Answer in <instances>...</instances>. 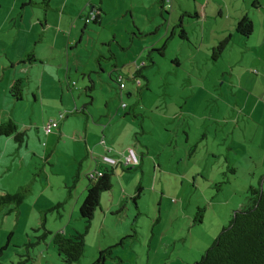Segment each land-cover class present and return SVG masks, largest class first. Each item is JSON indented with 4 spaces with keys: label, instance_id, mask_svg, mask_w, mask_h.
I'll return each mask as SVG.
<instances>
[{
    "label": "rangeland",
    "instance_id": "1",
    "mask_svg": "<svg viewBox=\"0 0 264 264\" xmlns=\"http://www.w3.org/2000/svg\"><path fill=\"white\" fill-rule=\"evenodd\" d=\"M71 1L75 15L46 28L40 10H22L18 1L9 16L15 0H0V24L8 14L0 27V124L11 119L25 132L20 147L13 136H0V195L31 183L16 211H0V264L25 256L28 264H63L50 235L26 244L43 233V216L49 232L84 233L79 207L86 175L103 148L123 154L128 147L142 153L140 166L116 169L75 264H92L108 247L112 257L104 264H193L246 205L249 187L264 189V107L244 111L255 98L264 104V0H165L164 11L156 0H103L99 25H85L87 0ZM253 2L261 10L250 12ZM179 7L195 8L200 17H184ZM244 15L254 23L249 38L234 31ZM179 19L185 40L179 28L170 37ZM229 34L214 60L213 48ZM27 44L39 62L13 65ZM152 49L162 55L151 51L150 64ZM110 54L115 60L96 62ZM142 61L148 83L137 92L131 75ZM115 76H123L121 94ZM18 79L20 101L9 93ZM228 103L238 114L232 116ZM135 105L142 122L125 116ZM49 121L64 133L46 136ZM197 209H204L201 223H194Z\"/></svg>",
    "mask_w": 264,
    "mask_h": 264
},
{
    "label": "trees",
    "instance_id": "2",
    "mask_svg": "<svg viewBox=\"0 0 264 264\" xmlns=\"http://www.w3.org/2000/svg\"><path fill=\"white\" fill-rule=\"evenodd\" d=\"M50 0H41L38 2L43 9L49 8ZM161 5V11L163 9V0L158 1ZM260 7L257 2H253L250 5V10L255 11ZM94 13V18L88 24H100L101 16L103 12L101 9H96L90 11ZM181 20L177 22L176 26L172 29L170 37L175 35V30L179 28L178 36L180 39H186V31L181 26ZM253 20L250 16L244 15L241 17L237 23L234 25V31L244 37L249 38L253 33ZM87 25V23H85ZM229 38H225L220 41L216 47L213 48L212 58L214 60L221 56L224 46L228 43ZM164 49V45L162 46ZM151 51H157L159 54L160 50L152 49L147 53V60L150 64H153L152 58L150 56ZM162 55V54H161ZM115 54H110L109 57H104L100 55L96 58V62L100 63L101 60H115ZM36 62L33 52H28L24 55L21 63L33 64ZM142 64V65H141ZM140 65L136 66V69L131 75V81L135 84V89L137 92L140 89L147 88V79L143 74V69L148 67L146 62H142ZM144 81V83L142 82ZM115 83L118 85L119 92L121 94L122 90L125 88L123 83V76H115ZM123 85L121 88L120 85ZM22 80H15L10 87V96L16 101L22 100ZM86 89H93V85L87 87ZM124 105V104H123ZM138 105V104H137ZM134 108H130L125 116H131L133 119L138 116L141 117L140 122H142L143 116L135 112ZM86 105L82 107L80 112H85ZM122 109H127L126 105ZM58 122V121H57ZM46 126V124H45ZM44 126V130H45ZM141 126V124H140ZM58 128H55V130ZM141 130L142 126H141ZM53 133V131H52ZM45 135L46 134L44 131ZM51 134V133H50ZM0 136H13L14 141L18 143L20 147L24 142L25 132L19 130L17 125L9 119L8 121L0 124ZM111 155V153H109ZM104 157V156H102ZM100 159V165L95 168L90 174L86 175L87 185L85 187V196L79 207V216L85 223V232H74L71 235H64L61 232L52 233L46 230L44 222L45 216L40 223V227L43 229V233L37 237L36 243H27L26 247H34L36 244L45 240V238L50 235L51 241L55 246L58 255L60 256L63 264H75L79 262L85 251V233L91 226L94 213L99 209L100 196L103 193H108L112 188V177L118 167H121L123 171H132L139 167V161L136 165H123L118 160L117 164L111 165L102 161ZM138 165V166H137ZM80 168V163L78 169ZM76 178L79 176L78 170L75 174ZM75 183V181H73ZM259 182H264V177ZM261 185V184H259ZM217 186H220L217 184ZM216 186V187H217ZM138 188L136 189V192ZM31 194V183L30 185H25L20 187L15 193L12 194H2L0 195V211L4 208L13 206L10 209L17 210L18 207L23 203V201ZM61 203L57 204L55 207L60 206ZM204 209H197L194 217V223L202 222V212ZM38 229H35L37 231ZM3 249V248H2ZM113 247H108L104 250L99 251L96 260L92 264H104L107 257H112ZM22 258L23 256H19ZM23 260H18L12 264H28L32 259L29 256H25ZM193 264H264V189L249 187L248 197L246 205L241 206L238 210L234 211L232 217L228 224L224 226L212 244L203 252L198 260Z\"/></svg>",
    "mask_w": 264,
    "mask_h": 264
},
{
    "label": "crops",
    "instance_id": "3",
    "mask_svg": "<svg viewBox=\"0 0 264 264\" xmlns=\"http://www.w3.org/2000/svg\"><path fill=\"white\" fill-rule=\"evenodd\" d=\"M18 1H20L21 2V8H22V10H25V9H28V8H33V9H35V10H37V11H41L43 14H44V19H45V21H46V24H45V27L46 28H48L49 26H53L54 24L56 25L57 24V22H58V24H59V26L61 27L62 26V23H63V21H64V16L65 15H69L70 17H73L75 14H74V11H71L70 10V6L72 5V1L71 0H63L61 3H59V4H56L55 2H54V0H50V2H49V8L48 9H43L42 8V6L37 2V1H35V0H15V2L13 3V5H12V8L9 10L10 11V14H9V16H11V14H12V12H14L15 10H16V4L18 3ZM71 1V3H69ZM157 2L158 1H160V0H156ZM164 3H166V1L165 0H163V8H164ZM87 4H88V6H90V8H89V12L90 11H92V10H94V8H96V9H101L102 10V12H103V15H104V10H103V0H87ZM205 6H206V4H204ZM203 5V7H202V17L203 18H205V6ZM180 8V7H179ZM261 6L257 9V10H255V11H258V10H261ZM182 11H183V16L184 17H188V18H195V19H197V18H199L200 17V15L198 14V12H197V10L195 9V8H193L192 9V11H190V10H187V9H183V8H180ZM66 10H67V14H66ZM250 12H255V11H251V10H249ZM51 12H53V13H57V14H59V18L57 19L56 17L58 16H54L56 19H54V18H51V16H50V14H47V13H51ZM88 12V13H89ZM52 13V14H53ZM34 15H35V24H36V22H38V23H40L41 21V18H40V12H34ZM55 15V14H54ZM7 16H8V14L3 18V20L1 21V24H0V27H1V25L6 21V19H7ZM88 16V15H87ZM87 16L85 17V18H87ZM51 18V19H50ZM49 19H50V21H49ZM102 19H103V17L101 16V20H100V24H101V21H102ZM181 20V19H180ZM253 20V19H252ZM84 21H85V19H84ZM181 23V26H182V28L185 30V28L183 27V23H182V21L180 22ZM71 29H74V27H75V22H71ZM54 25V26H55ZM254 25V24H253ZM34 27L36 26V25H33ZM70 35H71V33H70ZM175 35H176V32H175ZM231 34H229V36H228V38H229V40L231 39ZM227 38V37H226ZM69 39H70V37H69ZM228 40V41H229ZM25 51H23L22 53H20L19 52V54L16 56V58H14V59H11V63L13 64V65H15V64H20V65H24L25 63H21V61H22V59H23V55L25 54V53H27V52H33V54H34V57L36 58V62L35 63H37V62H39V59L36 57V53H35V51L34 50H28V44L25 46ZM101 54V53H100ZM152 58V57H151ZM142 62H144V61H142ZM141 62V63H142ZM177 62V61H176ZM34 64V63H33ZM29 65H31V64H29ZM125 89V88H124ZM131 94H130V91H128V96H130ZM237 102V100L235 101V103ZM248 102H249V100H247V101H245V103H246V105H245V108L248 106ZM252 109L250 110V111H247V110H244V111H246V112H249V114L251 113V114H253L254 113V109H256L257 107H260V106H262V107H264V104H263V101H261L259 98H255L254 100H252ZM231 107L230 108V112L232 113V116H233V114L234 113H236V114H238V107H237V105H235L234 107L232 106V105H230V103H228V107ZM126 108H127V105H126ZM218 111L220 112V107L218 108ZM240 111L241 112H243V109H240ZM81 113V112H80ZM242 114V113H241ZM234 119V118H233ZM236 120H237V118H236ZM236 120H234L235 121V123L237 122ZM57 131H59V133L61 134L62 132L64 133V127H61L59 124H58V128L56 129ZM52 134V133H51ZM51 134H49V135H51ZM47 136V135H46ZM82 137V136H81ZM83 138H85V136L83 135ZM106 145V144H105ZM128 149H132V150H134V152L136 153V156H137V158H138V161H139V166H140V163H141V160H142V153H140L139 151H137L136 150V148H133V147H128L127 148V150ZM127 150H126V152L125 153H123V154H112L114 151H111V149H106V148H103V151L101 152V153H99V154H97V163H96V167L95 168H98V166L100 165V159H101V157L102 156H111V157H115V158H118V159H122L123 158V156L124 155H126L127 154ZM109 153H111V155L109 154ZM99 162V163H98ZM137 165V166H138Z\"/></svg>",
    "mask_w": 264,
    "mask_h": 264
},
{
    "label": "built area",
    "instance_id": "4",
    "mask_svg": "<svg viewBox=\"0 0 264 264\" xmlns=\"http://www.w3.org/2000/svg\"><path fill=\"white\" fill-rule=\"evenodd\" d=\"M94 18V13L93 12H89L87 18H85V23H89L91 22V20H93ZM142 65V64H141ZM120 87L122 88L123 85L121 84ZM125 105H122V107H124ZM58 122L57 121H49L47 122L46 126H45V133L46 134H50L52 133V131L57 127ZM102 161L111 165H115L117 164L118 160H116L115 158H111V157H102ZM123 165H136L138 163V158L136 156V153L134 152V150L132 149H128L127 150V154L123 156V158L120 161Z\"/></svg>",
    "mask_w": 264,
    "mask_h": 264
}]
</instances>
